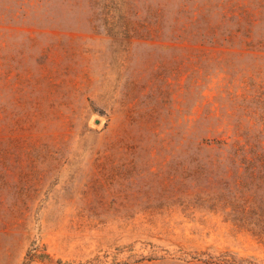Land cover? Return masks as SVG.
I'll return each mask as SVG.
<instances>
[{"label": "rangeland", "instance_id": "374dc122", "mask_svg": "<svg viewBox=\"0 0 264 264\" xmlns=\"http://www.w3.org/2000/svg\"><path fill=\"white\" fill-rule=\"evenodd\" d=\"M264 264V0H0V264Z\"/></svg>", "mask_w": 264, "mask_h": 264}, {"label": "trees", "instance_id": "16d2710c", "mask_svg": "<svg viewBox=\"0 0 264 264\" xmlns=\"http://www.w3.org/2000/svg\"><path fill=\"white\" fill-rule=\"evenodd\" d=\"M29 260H31V259H28V260L25 261L23 264H29ZM98 260H100V258H99L98 255H96V256H94V257H92V258H90V259H88V260H86L85 262H82V263H80V264H97L96 262H97Z\"/></svg>", "mask_w": 264, "mask_h": 264}]
</instances>
